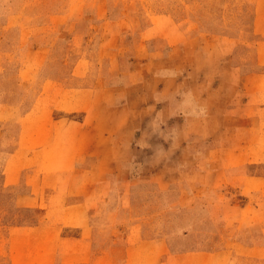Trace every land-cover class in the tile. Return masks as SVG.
Instances as JSON below:
<instances>
[{
    "label": "rangeland",
    "instance_id": "1",
    "mask_svg": "<svg viewBox=\"0 0 264 264\" xmlns=\"http://www.w3.org/2000/svg\"><path fill=\"white\" fill-rule=\"evenodd\" d=\"M47 208L33 264H264V0H0V264Z\"/></svg>",
    "mask_w": 264,
    "mask_h": 264
},
{
    "label": "crops",
    "instance_id": "2",
    "mask_svg": "<svg viewBox=\"0 0 264 264\" xmlns=\"http://www.w3.org/2000/svg\"><path fill=\"white\" fill-rule=\"evenodd\" d=\"M175 94L176 92L173 91L174 97L176 96ZM66 174H69V173H66ZM69 176H72V174L66 175L65 178L62 177V179L64 178L65 180L71 182L73 176L72 177H69ZM90 178L93 179L94 177L92 175L90 176L88 172H84L83 179H82V183L84 184V186L85 185L87 186L88 182H91ZM88 187L89 185L86 187V189ZM66 193H67V188H64L61 185V189H59V192L56 193L55 195H59L65 198ZM84 193H87V190ZM83 205L84 204H81V202L60 205L61 211L59 212H60V219H62L60 220V227H63L64 229H66V233L61 238V244H67L68 246L62 252L63 254L66 253L69 259L82 258L88 250V247L86 249V245L93 242V237L92 238L90 237V240H89L88 239L89 236L86 235L85 233L86 232L85 228L86 226L88 227V225H87V219L85 218V214H81L85 210V207ZM47 209L48 210H46L47 212H46L45 220L43 224L39 223L36 226L22 227V228H18L14 230L13 232L12 231L10 232V235H11L9 237L10 238V249H11V254L13 255V260L16 258V251H18V249L15 247V243L17 242H19L20 244H23L24 242H28L30 244V251L28 252V254L25 255V259L31 261V263H27V264H33L34 259L35 260H45L47 257L50 256V252L52 249L51 245L57 242L53 238L54 231H55L57 224H55L54 226V224H52L53 221L48 220L47 216L52 217L53 213L50 208H47ZM48 212H51V213L48 214ZM73 212L77 213V215H74L75 213ZM74 226L76 227L77 231L75 230ZM69 229L75 230L76 233L74 234V233L67 232ZM52 238H53V241H52ZM139 242H142V240H140ZM34 244H37V246H35L33 250ZM26 249H28L27 244L26 246L19 247V250H21L22 252H26ZM130 254H131V245L126 247V252H125V255L127 256L126 259H128V256H130ZM159 256L160 254L158 252L155 253L156 261L159 259Z\"/></svg>",
    "mask_w": 264,
    "mask_h": 264
}]
</instances>
